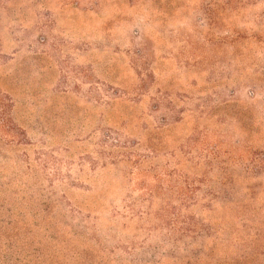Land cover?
I'll return each mask as SVG.
<instances>
[{"label":"rangeland","instance_id":"1","mask_svg":"<svg viewBox=\"0 0 264 264\" xmlns=\"http://www.w3.org/2000/svg\"><path fill=\"white\" fill-rule=\"evenodd\" d=\"M128 2L0 0V264H264V0Z\"/></svg>","mask_w":264,"mask_h":264},{"label":"trees","instance_id":"2","mask_svg":"<svg viewBox=\"0 0 264 264\" xmlns=\"http://www.w3.org/2000/svg\"><path fill=\"white\" fill-rule=\"evenodd\" d=\"M128 1L129 2H128L126 8H128V10L130 12H134L135 15H136L138 3L146 2V0H128ZM226 1H227V4L228 3L230 4L233 0H226ZM146 3H148V1ZM211 4H212V1L210 3H208L202 11L200 10L201 11L200 13L202 15V16H200V20H203V22H205L206 27H207V25L212 26V27L217 26L216 20L214 18V13L212 10L213 8L210 7V6H212ZM163 9L166 10V6H164ZM150 11H152V10H150ZM200 29L203 30L204 28H200ZM208 29H209V27H208ZM135 33L138 34L139 32L136 31ZM141 38H143V40H144V36L141 35ZM221 38L218 37V40L220 42L228 41V42L234 43V41L236 40V39H234L235 38L234 33H230L229 35H226V36L221 37ZM147 43H149V42L147 41ZM149 48H150V46H148L147 44H143L142 48H139L136 51V55L138 56V58L141 60L146 58L147 57L146 51ZM143 82L144 81H142V80L140 81L139 86L137 88L138 90L144 88ZM128 95H129V93H128ZM136 97H137V99H135V101H137L138 99H141L142 96L139 95ZM126 99H128V96ZM126 127H127V125H126ZM114 148L115 149L119 148V143H116V145H114ZM154 152L155 151H154V147H153L151 149V153H154ZM209 153H210V156L214 157V158H212L213 160L219 158L218 151H209ZM135 159H139V158L136 157ZM225 163L226 162H223V164H225ZM236 182H238V181H236ZM224 183L226 184V182H224ZM182 191L179 190L177 193L179 201L186 202L190 199L193 206H196L199 201H205L208 198L213 199V196L210 197L208 195L209 193H204L201 197H195L193 195V193L195 192V189H192V190L189 189L188 191L186 190L184 192H182ZM246 191H247L246 189L242 190L241 195H244V193L246 194ZM227 196L228 195H226L225 199H227ZM235 198L237 199V197H235ZM232 199H233V197H232ZM235 201L233 200L231 202L235 203ZM208 210H212V209L210 208ZM243 223H244V225L242 226L241 229L246 230L247 224L249 222L247 220H245V221H243ZM257 230H258L257 234L253 237H251V235H249L247 237V239H234V240L229 239L228 242H226V240H224V237H223V231H228L232 234L234 229H232L231 227H229L227 229H218L214 224H210L208 226L202 225V227H200V230H198V232H197L198 236L196 238H199L200 236H202L203 239L207 240V243H206V245H200V247L197 245L190 244V246L186 249L187 253H190V257L187 258L188 264H248L252 258L254 251H255V242L258 239V237H261L259 229H257ZM176 231H178V230L175 229V230L170 231L169 240L171 242H173L172 235H175L174 233H176ZM195 231H197L196 227H193V229H189L186 234L188 235V233H193ZM222 241H224V243ZM230 244L233 247H235L236 244H238V245L244 244V246L248 249H245V250L241 251L240 253H236V254L232 253L231 255H229L228 253H226L225 248L230 247L229 246ZM159 259H162V256L159 257ZM155 262L156 261H154V263ZM156 264H159V263L156 262Z\"/></svg>","mask_w":264,"mask_h":264}]
</instances>
